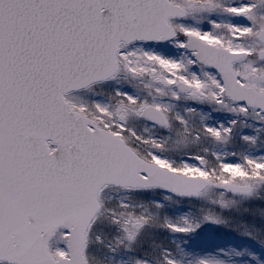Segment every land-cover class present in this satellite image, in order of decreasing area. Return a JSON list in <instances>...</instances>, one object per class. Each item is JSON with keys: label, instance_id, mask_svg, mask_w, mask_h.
Returning a JSON list of instances; mask_svg holds the SVG:
<instances>
[{"label": "snow or ice", "instance_id": "6c2138e0", "mask_svg": "<svg viewBox=\"0 0 264 264\" xmlns=\"http://www.w3.org/2000/svg\"><path fill=\"white\" fill-rule=\"evenodd\" d=\"M0 264H264V0H0Z\"/></svg>", "mask_w": 264, "mask_h": 264}, {"label": "rangeland", "instance_id": "374dc122", "mask_svg": "<svg viewBox=\"0 0 264 264\" xmlns=\"http://www.w3.org/2000/svg\"><path fill=\"white\" fill-rule=\"evenodd\" d=\"M230 235H231V238H236V239H238L237 237L233 236L232 234H230V233H226V234H225V237H224V240H223L224 243H229V239H231V238H230ZM233 240H234V239H233ZM242 242H243V241H242ZM237 246H240V245H237Z\"/></svg>", "mask_w": 264, "mask_h": 264}, {"label": "trees", "instance_id": "16d2710c", "mask_svg": "<svg viewBox=\"0 0 264 264\" xmlns=\"http://www.w3.org/2000/svg\"><path fill=\"white\" fill-rule=\"evenodd\" d=\"M230 238H231V235H230ZM234 239V240H233ZM232 241V242H231ZM231 244H235V245H242L244 243V241L242 242V240H240L239 238L236 239V238H231L230 240Z\"/></svg>", "mask_w": 264, "mask_h": 264}]
</instances>
